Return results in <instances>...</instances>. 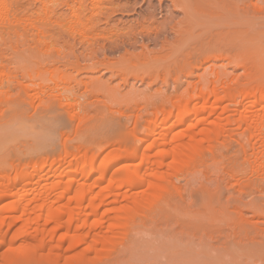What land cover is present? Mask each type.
Instances as JSON below:
<instances>
[{"label": "rangeland", "instance_id": "rangeland-1", "mask_svg": "<svg viewBox=\"0 0 264 264\" xmlns=\"http://www.w3.org/2000/svg\"><path fill=\"white\" fill-rule=\"evenodd\" d=\"M10 1L8 24L13 31L4 34L0 25V48L5 44L30 48L4 52L0 57L11 62L10 77L0 73V124L16 105L23 108L24 114L5 126L3 132V128L0 129V173L11 171L13 177L15 167L30 155L36 156L38 162H54L53 170L60 173L67 169L65 161L74 159L73 153L79 147L99 155L97 161L102 167L109 165L112 170L123 165L136 167L140 156L132 158L130 154L138 144L137 139L144 136L145 128L156 119L159 128L174 122L175 117L165 122L164 116L179 112L176 105L179 100H190L191 110H199L204 103L206 106L198 114L188 113L184 124L169 133L165 149L171 147L175 136L198 132L219 120L226 123L218 139L219 145H206L190 168L172 175L163 196L152 201L131 223H135L136 229L117 230L121 232H117L115 244L108 252L80 264H115L122 250L132 245V240L141 253L147 251L148 255L143 253L142 256L138 251L129 260L130 264H142V261L144 264H198L207 259L204 253L211 258L206 264H264V168L252 165L253 161L260 162L264 157L263 136L236 122L240 110H255L253 100L242 101L238 94L217 107L210 105L213 88L220 95L225 91L237 94L240 86L264 85V82L241 83L243 69L228 67L226 60L215 58L225 55L219 51L210 53L211 58L206 61L201 51L187 57L189 46L185 45L178 47L180 51L156 54L161 35L150 34L154 38L146 39L141 36L144 33L140 35L129 28L137 27L143 18L169 26L163 21L169 19L167 8L172 9L167 0H163L162 5L159 0H114L117 11L109 22L106 21L109 7L105 0ZM182 17L181 11H177L172 18ZM141 39L146 41L145 54H150L153 62L135 67V58L145 51L141 52ZM186 62L191 68L181 70ZM166 64L172 68L166 69ZM13 67L17 69L14 71ZM211 67L220 73V80L214 84L205 79H214L213 74L205 77ZM175 84L178 90L174 89ZM193 87L199 88L193 90ZM201 89L203 98L198 99L195 95ZM7 90L9 93L4 94ZM157 135L153 138L159 139ZM243 135L253 138L246 154L239 145ZM186 138L187 135L184 140ZM145 145L140 144V152H146ZM121 146L126 147L129 154L128 151L118 152ZM160 149L162 147L150 151L153 160ZM210 155H217L214 165L202 161ZM102 186L93 187L97 191ZM144 190V186H136L131 191ZM128 191L123 187L117 199L105 205L99 214L104 223L96 226V231L90 229V235L109 230L107 219L114 213L105 210L126 205ZM49 194L50 200L55 201L59 191ZM4 201L0 206L8 200ZM227 235L238 237L237 244L231 247L220 244ZM14 240V246L23 241ZM210 242L216 251L208 248ZM84 246H76L66 255L84 252ZM175 246L180 252L174 253ZM154 252L155 257L150 256ZM32 264L56 263L39 258Z\"/></svg>", "mask_w": 264, "mask_h": 264}, {"label": "bare ground", "instance_id": "bare-ground-1", "mask_svg": "<svg viewBox=\"0 0 264 264\" xmlns=\"http://www.w3.org/2000/svg\"><path fill=\"white\" fill-rule=\"evenodd\" d=\"M105 1L109 7L106 18V21L109 22L110 16L117 11V5L114 0ZM143 1L146 2V0ZM162 1L159 0L160 5H162ZM167 1L170 2L172 9L167 8L169 19L164 18L163 21L169 26L161 25L163 24L161 22L156 24L154 20L150 21L148 18H143L137 27L129 28L131 32L138 31L140 35L144 33L141 36H145L146 39L150 37V34H154V37L161 35L162 39L158 43L159 50H157L159 52L156 54L180 51L181 48L178 47L182 45L183 48L185 45L189 46L187 57L201 51L202 57L205 58L203 60L206 61L211 58L210 53L219 51L225 55H217L218 57L215 58L226 60L228 67L243 69L244 76L243 81L240 79L241 83L245 81L253 83L255 80L264 82V5L261 6L264 4V0ZM10 2V0H0V25L4 34H10L12 30V26L8 24L10 21ZM177 11H181L183 17L179 20L176 19V21L172 17ZM170 36L171 39L173 38L171 41H169ZM141 40V52L145 51L135 58V67L150 65L153 62V57L150 54H145L147 52V47L144 45L146 41ZM20 46L13 47L5 44L3 48H0V57L3 56L4 52L28 51L30 48H24V46L21 48ZM10 64L11 62L0 59L2 76L10 77L11 70L8 68ZM165 68L171 69L172 66L166 64ZM190 68L191 64L186 62L181 70ZM16 69L13 67L14 71ZM210 69L208 74L205 72L207 74L205 77L213 74L214 79L207 77L205 79L214 84L220 80V73L214 67ZM180 74L183 72L180 71ZM178 87L176 84L174 85L175 90H178ZM26 88H23V91L28 94ZM194 88L199 87H193V90ZM6 93H9V90L4 94ZM210 93L212 97L210 105H214V107L227 103L226 101L232 100L238 94L242 101L252 99L251 103L255 110L246 108L243 111L240 110L236 122L239 126H245L248 131L261 133L263 136L262 145L264 146V85L240 86L237 94L232 91H225L223 95H220L214 88ZM195 96L202 99L203 90L201 89ZM176 105L179 107V112L176 114L169 112L164 116L165 122H169L175 117L174 122L168 123L169 125L166 124L165 128L160 126L161 130L156 119L145 128L144 136L137 139L136 143L138 144L136 148L131 150L130 154L132 158L136 157L137 154L140 156V164L136 167L123 165L114 170L109 165L102 167L97 161L99 155L91 154L79 147L73 153L72 157L75 158L65 161L68 165L67 169L63 167L65 170L63 169L60 173L53 170L54 162L49 164L44 161L38 162L36 156L31 155L27 159L21 160L19 167H15L13 177L10 175L11 171L0 173V202L8 200L0 206V263L32 264L36 263L39 258H44L56 264L60 261L64 264H80L87 258H97L108 252L115 244L119 232L130 228L136 229L135 223L134 226L131 223L152 201L163 196L170 185L172 175L190 168L206 145L210 146L212 143L219 145L218 139L223 133V125L226 124L222 122L223 120H219L214 122L212 126L203 127L198 132L190 131L183 136H175L172 138L171 147L165 149L164 146H166V138L169 133L184 124L188 113L198 114L203 111L206 103L199 110L190 109V100H179ZM21 109H23L21 106L16 105L13 112L5 115V120L0 124V129L3 128L2 132L5 130L4 128H7L5 126L11 125L16 119L24 116ZM154 134H158L159 136H157L160 138H153ZM185 135H187L186 140H184ZM252 140L251 135L247 137L243 135L242 140L239 141L244 154L247 153L248 147H251ZM140 144L145 145L146 152H140L138 149ZM158 147H162V149L158 151L157 157L153 160L150 151ZM126 151L129 154V150L121 146L118 152L124 153ZM64 159L58 163L62 164ZM167 159L170 161L168 162ZM216 159L217 155H210L209 158L208 156L204 157L202 161L206 162L207 160L213 162L211 165H214ZM149 164H153L154 167L149 169L144 167ZM254 164H259L264 168V157L260 162L253 161L252 165ZM259 176L262 177V175ZM91 180L96 181L91 184ZM102 184L105 185L102 186ZM95 185L102 187L96 191L93 187ZM136 186H144L145 190L132 192V188L134 189ZM123 187L129 189L128 203L119 207H108L105 212L114 213L107 219L109 230L103 229V225L101 229L105 232L97 231L96 234H92L93 236L90 235V229L93 228V231L96 226L100 227L104 223L103 218L99 217L100 211L105 208L106 204L110 205L113 199H117ZM53 190L59 191L55 201L50 200L49 192ZM149 221L155 223L153 219ZM101 222L103 223L101 224ZM197 228L199 229V227ZM117 230L121 231L118 232ZM137 230L140 229L137 228ZM17 238H21L23 241L21 240V244L18 246H14V239ZM89 238H91L90 241ZM223 238L225 239H221L223 241L220 244L226 247H231L238 242V237L235 235H227ZM133 242L135 243V240H132V245L126 250H122L121 253L123 254L116 259L115 264H130L129 260L140 250ZM212 243L210 242L207 246L214 252L216 248ZM79 245L86 246L84 252L75 251L74 254L72 253L73 255H66L67 252L73 251ZM174 250H176V246ZM141 252L139 251V254ZM177 252L180 251L177 249L174 253ZM143 253L140 255L143 256ZM209 253L211 254V252ZM154 254L155 252L150 256L155 257ZM204 254L207 259L199 261L198 264L202 262L206 264V261L211 259L207 253ZM182 260L183 258L180 259L181 262ZM144 262L142 261V264Z\"/></svg>", "mask_w": 264, "mask_h": 264}]
</instances>
